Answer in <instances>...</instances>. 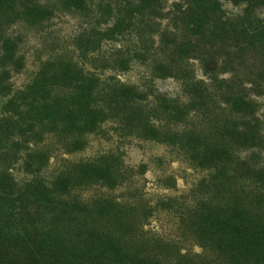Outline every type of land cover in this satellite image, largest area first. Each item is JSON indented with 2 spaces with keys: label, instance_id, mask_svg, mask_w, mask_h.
<instances>
[{
  "label": "rangeland",
  "instance_id": "1",
  "mask_svg": "<svg viewBox=\"0 0 264 264\" xmlns=\"http://www.w3.org/2000/svg\"><path fill=\"white\" fill-rule=\"evenodd\" d=\"M46 232L62 264H264V0H0V256Z\"/></svg>",
  "mask_w": 264,
  "mask_h": 264
},
{
  "label": "trees",
  "instance_id": "2",
  "mask_svg": "<svg viewBox=\"0 0 264 264\" xmlns=\"http://www.w3.org/2000/svg\"><path fill=\"white\" fill-rule=\"evenodd\" d=\"M29 14L32 15L31 16L32 19H34V16L37 15V13L35 14L34 11H32ZM60 70H61L60 76L62 78L70 79L74 82V89H73L74 95L71 98L73 100L72 104L75 105L76 112L80 114L85 109H88V111H87L88 112V116H87L88 118H86V119L89 120L91 123H95L94 115L97 113L98 110H96L95 107L91 106L89 103V99L93 93V82H94L93 80L94 79L93 78L88 79L85 77H81L82 71H80V75L78 76V78L75 77L76 71H71V67L68 64H64L63 68H60ZM40 108L43 109L44 107L41 106ZM89 114H91L90 117H89ZM60 184H62V183H60ZM219 208H220V206L212 209L211 205H209L207 212L206 211L204 212V203H202L200 206V209H199L201 221L206 223L207 226L210 225V228L214 229L215 231H217L218 228H217V226L215 227L214 224H216V222L221 221V217H220L221 215H220V213H217V210ZM208 215H211V216H208ZM255 231L256 230H254V232ZM51 232L57 233L54 231V228H51ZM46 233L48 235L43 234L40 237L37 235H34V236H36L34 238V240H33V236L31 235V240H33V242H35L36 238L39 237V238H41L40 244H42V245L47 244V243H49L51 233H49V232H46ZM236 236H238V234ZM4 237H6L9 244H12V245H13L14 241H18V243L21 245L26 240L30 239L29 236L28 237L26 236L25 232L22 231V234H21V232H19L18 228L16 229V232L14 233V235H6ZM258 239L261 243L264 244V236H260V237H258ZM49 244L52 247V249L50 251L45 249L44 246H39L37 248V250H35V251L32 248H29L27 250L19 249V251H17L14 254L15 258L7 259L8 260L7 262H8V264H62L61 260H64V255H62L56 247L58 245L57 237H55L54 239H51ZM45 253H47V255H45ZM21 255L23 256L22 259H21ZM0 264H6V255H5V260H4V257L0 256ZM106 264H117V262L115 260H112L111 262H107Z\"/></svg>",
  "mask_w": 264,
  "mask_h": 264
}]
</instances>
